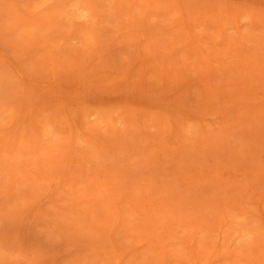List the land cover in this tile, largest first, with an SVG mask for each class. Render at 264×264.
<instances>
[{"label":"rangeland","instance_id":"obj_1","mask_svg":"<svg viewBox=\"0 0 264 264\" xmlns=\"http://www.w3.org/2000/svg\"><path fill=\"white\" fill-rule=\"evenodd\" d=\"M0 264H264V0H0Z\"/></svg>","mask_w":264,"mask_h":264}]
</instances>
